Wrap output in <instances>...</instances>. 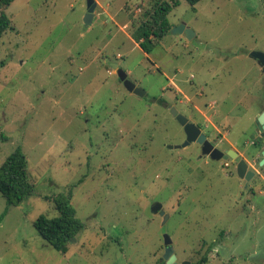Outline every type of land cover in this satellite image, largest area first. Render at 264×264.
<instances>
[{"label":"rangeland","instance_id":"374dc122","mask_svg":"<svg viewBox=\"0 0 264 264\" xmlns=\"http://www.w3.org/2000/svg\"><path fill=\"white\" fill-rule=\"evenodd\" d=\"M95 1L90 26L87 0L0 9L13 27L0 40V167L20 148L36 189L9 210L0 193V264H167L164 235L179 264H264V142L253 146L264 74L250 57L264 53V0H166L167 34L147 47L133 36L152 0ZM182 26L192 39L174 33ZM205 104L258 174L254 195L236 165L168 148L186 141L171 109L191 118ZM68 189L85 227L62 254L33 222L59 217L54 200Z\"/></svg>","mask_w":264,"mask_h":264},{"label":"trees","instance_id":"16d2710c","mask_svg":"<svg viewBox=\"0 0 264 264\" xmlns=\"http://www.w3.org/2000/svg\"><path fill=\"white\" fill-rule=\"evenodd\" d=\"M186 1L194 8L202 0ZM12 2L13 0H0V9L8 8ZM171 8L166 0H152V7L145 11L138 22V29L134 31L133 37L136 42L145 47L155 46L161 42L167 34L166 20ZM11 29H13L12 21L7 15L2 14L0 16V40ZM0 193L6 201L7 210L21 205L36 195L35 185L30 177L28 159L20 148L0 167ZM73 197V190H66L54 200L59 217L50 219L41 215L33 222L34 228L42 239L62 254L68 252V245L85 227L71 205ZM207 262L208 259L205 256L199 264Z\"/></svg>","mask_w":264,"mask_h":264},{"label":"water","instance_id":"95a60500","mask_svg":"<svg viewBox=\"0 0 264 264\" xmlns=\"http://www.w3.org/2000/svg\"><path fill=\"white\" fill-rule=\"evenodd\" d=\"M97 2L95 0H87V14L85 16L84 22L86 26H90L93 22V19L95 17V11L97 9ZM174 33H181L185 34L188 39H192L194 37L192 31L185 28V26H182ZM251 59L254 61H257L259 66L264 68V53L263 52H253L250 55ZM109 62V60H107ZM110 67L116 71L118 78L120 82L124 85V87L130 92L133 93L139 97H145L146 92L137 87L130 79L125 70H123L121 67H119L116 63L110 62ZM172 116L179 122V124L184 128V132L186 134V141L180 145V146H169V149H182L189 147L192 143L198 142L200 144L204 145L203 148V154L204 155H210L211 149L213 150L212 146L208 142L205 141V136L201 135V130L195 126L193 123L190 122V120L185 117L184 115L179 114V112L176 109H171ZM258 128L261 131H264V114L258 118L257 121ZM219 153L217 150H214L211 154V157L213 160L220 161H228L230 158L235 159L237 157V154L233 151H229L227 155H223L222 153H219V155H216ZM261 166L264 165V159L261 161ZM237 174L240 179H245L247 182H250L254 177L255 173L252 171H248V164L245 160H241L237 166ZM152 213L154 215H160L164 218V223L167 221L168 216L165 214V211L163 210V206L160 203H154L151 209ZM72 241H75L73 239ZM164 247H165V253L163 255V260L167 264H179L177 263V257L174 252L173 248V241L169 235H164ZM182 264H190L189 262H184Z\"/></svg>","mask_w":264,"mask_h":264},{"label":"flooded vegetation","instance_id":"af4514ba","mask_svg":"<svg viewBox=\"0 0 264 264\" xmlns=\"http://www.w3.org/2000/svg\"><path fill=\"white\" fill-rule=\"evenodd\" d=\"M255 62L259 66L258 62L257 61ZM260 68L262 73L264 74V68L262 67ZM199 94L200 93H198V97ZM259 104L262 107L264 105V102H259ZM216 107L205 104L204 108L206 109V111H204L199 106L194 105L192 109L193 113H191V118L188 119L190 120L191 123H193L201 130V135L205 136L204 142H208L212 146L213 150L211 149V154L213 153L214 150H217L219 153H222L223 155H227L229 151H233L234 153L237 154V157L235 159L230 158L228 161H224V160L216 161L212 159L211 154L210 155L203 154V148H204L203 144L194 142L190 146H195L197 148L198 153L196 155V160L199 161V163L205 162L207 164H217L219 166L225 165L226 167L229 168L232 165H236V171H237V166L239 162L244 159L242 154L239 152V150L234 146L233 142L228 139V136L220 131V127H223V124L221 123L220 112H217ZM263 114H264V109L260 112V114L257 116L255 120V125L258 134L256 135V138H254L253 146L256 148L263 147L262 143L264 142V131H261L257 125L258 118L261 117ZM219 153H217L216 155H219ZM261 161L259 165L261 164ZM248 171H252L256 175L250 182H247L245 179H240L244 183L242 189L245 191H251L252 195H254L255 192L253 188V183L257 178L258 174L256 173V171L251 169L249 165H248Z\"/></svg>","mask_w":264,"mask_h":264},{"label":"crops","instance_id":"0c3cea01","mask_svg":"<svg viewBox=\"0 0 264 264\" xmlns=\"http://www.w3.org/2000/svg\"><path fill=\"white\" fill-rule=\"evenodd\" d=\"M95 18V17H94Z\"/></svg>","mask_w":264,"mask_h":264}]
</instances>
